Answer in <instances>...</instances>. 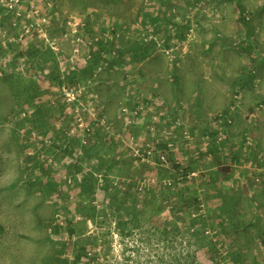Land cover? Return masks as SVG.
Here are the masks:
<instances>
[{
  "label": "rangeland",
  "instance_id": "rangeland-1",
  "mask_svg": "<svg viewBox=\"0 0 264 264\" xmlns=\"http://www.w3.org/2000/svg\"><path fill=\"white\" fill-rule=\"evenodd\" d=\"M54 3L49 7L42 2L47 18L43 28L47 30L49 41H43L36 28H24V22L14 25V15L0 8V22L4 20L3 28L7 31L6 35L0 33V68L14 69L13 74L7 77L0 69V264H51L49 260L55 255L57 241L67 244L61 254L72 256L73 240L68 244L65 239L69 236V221H82V215L75 214V205L88 199L81 196L79 178L82 173H75V165L87 171L86 163L89 162L83 153L79 154V150L84 152L100 142L113 147L111 156L119 160L131 157L127 143L105 134L95 121L97 113L93 111L91 114L90 110L96 105L121 130L124 127L122 107L133 104L136 97L148 96L150 91H145L149 88L145 82L150 83L147 78L141 83L145 72H140L133 62L134 54L139 51L133 35L135 29H139L138 23L145 26L149 22L152 10L162 6L171 9L170 4H174L176 13L180 14V21L184 22L183 16L186 20L191 19L197 38L201 33L199 40H192L194 46L183 57L180 78L174 83L178 89L184 87L186 93L197 94L202 104L195 107L190 95L182 96L188 105L184 112L189 118L183 121L190 130L195 126L202 131V136L197 138L199 144L213 135H222L225 142H230L226 150L223 144V150L217 152L225 160L206 159L191 182L178 184L179 190L188 194L189 190L196 188L200 192L205 205L196 216L208 219L206 235L220 242L223 262L264 264V250L259 238V234L264 233V192L260 189L263 182L256 183L258 189L253 192L246 187L249 180L245 176L251 170L250 163L251 166L259 164L261 168L263 165L257 159L250 162L247 157H242L237 163L232 161L234 152H243L248 147L246 143L241 145L244 142L242 116L244 118L248 109L243 108V99H231V90L237 87L253 90L241 77L246 57L249 60L252 57L250 50L246 53L243 45L234 47L232 41L236 37L248 38L250 44L255 41L253 49H256L258 58L264 60V0H54ZM241 5L251 16V20H245L246 23L240 18ZM68 20L83 22L79 27L80 32L83 30L82 39L78 40L79 36L74 35ZM214 29L232 35H227V39L220 42L214 37ZM247 34L254 38L251 40ZM95 38L101 42L92 49L87 44ZM76 47L79 53L75 55ZM95 50H100L101 59L102 54L111 56L113 50L116 54L107 61H101L93 76L86 72L77 73L74 76L80 78L78 83L65 80L58 85L48 77L47 74L57 72V65L66 72L85 68L90 63L85 58ZM165 53L170 58L177 56L175 50ZM71 57H74L73 61ZM165 58L171 66L170 59ZM149 59L154 60L155 57ZM17 72L22 75H17L18 79L14 74ZM63 86L78 89L74 94L77 100L68 101L62 91ZM233 104L237 105L233 110L235 117L239 115L237 120L232 118L229 125L215 126L216 132H210L212 127L208 120L214 123L213 116ZM39 110H43V116L37 114ZM144 127L140 125L136 131L143 133ZM73 139L79 140L76 155L74 152L65 154V145L69 142L70 149L75 148L71 146ZM181 152L188 154L184 149ZM93 161L95 167L99 165L98 159ZM231 165L236 177L231 181L222 180V175L220 179H210L206 172L209 167L217 170ZM141 172L154 173L160 178L163 174L158 166H149ZM101 174L96 177L98 190L91 205L98 208L107 202V194L102 188L110 184V177L106 180V176ZM211 174L214 175L213 171ZM121 177L128 178L114 175L111 184L115 185L116 178ZM69 178L71 182H68ZM51 180L57 185V191L49 190ZM204 185L207 186L204 188ZM164 202L170 208V204L166 200ZM168 213L166 209L160 219L168 217ZM87 219V225H83L88 227L89 234L101 235L104 227ZM111 229V245L102 248V263L138 264L142 260L159 261L164 255L168 258L175 254L184 256L182 264H188V255L193 250L184 241L180 244L179 239L166 246H158L154 236L151 240L141 235L135 241L130 238L123 241L115 224ZM214 230L217 237L212 235ZM234 253H237L235 257ZM206 263L213 264L211 260Z\"/></svg>",
  "mask_w": 264,
  "mask_h": 264
},
{
  "label": "trees",
  "instance_id": "trees-1",
  "mask_svg": "<svg viewBox=\"0 0 264 264\" xmlns=\"http://www.w3.org/2000/svg\"><path fill=\"white\" fill-rule=\"evenodd\" d=\"M240 11V18L246 23L243 16L246 10L243 5L240 6ZM250 47L251 46H248L247 48L249 49ZM247 48L244 49L248 50ZM124 52L126 53V49H124ZM92 53V58L89 60L90 63L89 65L87 64L85 68L72 70L70 72L64 71L61 73L57 66V72H54V74H47L48 77L57 84H62L65 80L71 83H78V79L80 78L74 76L77 73L86 72L90 76H93L102 59L100 50H95ZM49 59L52 58H48V60ZM18 76L16 79L19 78ZM94 102L97 103L95 98ZM42 112L43 110H39L37 114L43 116ZM232 112L233 110H231V113ZM100 114L106 117L103 111H100ZM227 117L231 118L229 115H223L225 120ZM34 119V124H36V117H34ZM176 119L177 118H174V120ZM37 124L40 125L39 121ZM191 131L195 133V129H192ZM244 141H246V139H244ZM224 142L222 144H224ZM78 144V139H73L71 144V146L76 149H70V142L69 145L66 144L64 149V152H66L65 154L69 155L74 152L76 155V151L79 147ZM215 144L214 141L213 145L209 147L207 151L215 152L216 149H213ZM161 147L165 146L161 145ZM112 151L113 147L110 148L100 142L99 144H94L91 148H87L86 151H82L83 157L89 160V162L86 163L89 170L85 171L82 167L75 165V173H82L81 179L79 180V187L81 188L80 190L82 193L81 196L84 198L87 197L88 199L82 204L75 205V214L82 215L83 219L80 222L69 221V236L65 239H67L66 242L68 241V244L73 240L72 256H69L68 254L66 255V253L61 254L63 249L67 247V244L64 243V241H57L55 255L49 260L51 264H109V262L102 263V248L104 247L106 249L109 244L111 245V227L114 224L116 232L122 237L123 241L127 238L135 241V239L141 235L146 236L151 240L152 236H154L158 246H166L168 244L173 245L174 242L179 239L180 244L184 241L188 248L192 247L193 249L192 253L188 255L190 256L188 257V264H207V260H211L213 264H226L223 262L224 258H221L220 242H215L206 235L207 227L209 226L208 219L205 218L206 216H201L200 218H197L196 216L197 212H201V204L203 202L198 189L195 188L191 191L189 190V193L186 194L179 190V186L176 184L174 185V188H166L162 186L159 188L153 187L142 193L138 189L137 179L135 180L134 178L141 177L143 173L141 171L145 170L150 165L142 164L141 160H137L132 156L128 159L124 158V160H119L120 158L118 159L114 155H112L113 157L111 156V153H113ZM200 154L199 159L190 160L191 163L184 175H186L187 172L194 170L198 171L199 166L206 159L204 157L207 153L204 152ZM94 158L99 161V165H96V167L93 164L95 162H92V159ZM169 158L171 161L175 162L174 165L176 167H180V164L176 163L177 159L172 151L169 153ZM228 167L230 166L214 170V175L211 174L209 177L220 179V176L222 175V180H230V170ZM159 170L163 173L161 178L170 176V174L166 173L161 166H159ZM258 172L259 173H256L251 179L252 186L256 183L264 182V173H261L260 171ZM99 173H103L106 176V180L110 177V184L102 188L103 191L105 190L108 199L102 208H98L96 205L91 206L93 205L95 194L98 190L96 186V177ZM114 175H125L128 176L130 180L124 181L121 177V181H119L120 183L113 185L111 184V177ZM172 177H174V175ZM181 181L182 183L191 182L186 176ZM210 182L211 181L208 183ZM56 186L57 185L54 181L51 180L48 188L49 190L53 189V191H57V188H55ZM206 186L204 185L203 187L205 188ZM154 190L158 191L155 192ZM158 193H160L161 196ZM172 198L174 199L172 200ZM165 200L170 204V208L167 207V204L164 202ZM166 209L169 210V216L162 220L160 219V216L166 212ZM87 218L91 219L96 225L104 227L101 235L89 234L88 227L83 225H87ZM56 231H59L58 227H56ZM259 238L264 250V233L259 234ZM140 249H138V255L141 256L142 249ZM236 254L234 253L233 256L235 257ZM238 257H240V254H238ZM183 258L184 256L180 255V257H177L175 254L169 255L168 258L164 255L162 260H142L138 264H182Z\"/></svg>",
  "mask_w": 264,
  "mask_h": 264
},
{
  "label": "crops",
  "instance_id": "crops-1",
  "mask_svg": "<svg viewBox=\"0 0 264 264\" xmlns=\"http://www.w3.org/2000/svg\"><path fill=\"white\" fill-rule=\"evenodd\" d=\"M170 6H172L171 9H168L162 6V8H156L152 10L153 12L152 17L150 18L149 22L145 24V26H141L139 23L137 24V27L139 29H135L133 39H134V43H136V45L140 48L138 47L136 48V50L139 49V51L138 53L134 54L135 58L133 62L140 72H142L143 70L145 72V75L141 83L145 82L144 78H147V82L150 83V84H147L145 82V85L149 87L148 89L145 88V91H150L149 94L147 95L157 96L163 99L166 103H168L170 107L169 113H170L171 118L173 119L181 118L183 120H186V119L189 120V118L186 117L187 113L184 112L187 109L188 105L185 103V101L182 100L183 99L182 96L190 95L191 102H193V105L198 108L201 102L199 98L197 97V94L193 95L191 93L190 94L186 93L184 91V87L182 90L178 89L175 87L174 83L180 78L178 77V75H179V71L182 68L181 61L183 57H185L186 54L190 51V48L194 46V42L192 43V40H199L201 33H198V38H197V35L193 32V28L191 27V19L188 18L186 20L185 16H183L182 19L184 20L185 23L183 21H180L181 16L180 14L176 13L174 4H170ZM245 10L247 9L245 8ZM3 23H4V20H1L0 33L6 35L7 31L5 28H3ZM249 24H252V23H249ZM249 26L250 25H248V27ZM238 30L239 29H237V31ZM214 31L216 32V34H214V37L217 38L218 39L217 41H220V42L222 40H226L227 35H232V34H227L226 32L217 31L216 29H214ZM235 33L236 31H234V34ZM246 36L249 37L248 34ZM249 38L251 39L254 37L250 36ZM251 42L252 43L249 44V46H251L249 49L247 48L248 47L247 45L243 46L244 52L249 53V51H247L244 48H247L248 50H250L253 47H255L256 42L255 41L254 42L251 41ZM197 44H198V41H197ZM160 50L161 51L163 50V51L161 52ZM171 50H175V53L177 55L175 58L173 57L170 58V56L165 53L167 52L169 54ZM148 51L150 52L147 54V57H145ZM250 55H249V57H251L250 60L248 57H246L247 61H246V65L242 67L243 72L241 74V77L245 78V81L243 82L249 85V87H252L253 90L252 91H249L248 89L241 90L240 87H237L236 89L231 90V95H232L231 99L234 100L236 95H240L241 97L240 96L239 97L243 99L242 101L243 108L247 107L248 112L246 115H244V118L242 116V119L244 121L243 123L244 129H243L242 137L244 140L246 139L247 135H252L254 143L252 144V146H248L243 152L241 151L234 152L232 156V161L237 163L239 160H241L242 157H247V159L250 162H253V160L255 159L260 160V162H262L260 163L261 166L263 165L262 168L259 166V164H254L253 166H251L252 164L250 163L249 167H251V170L248 173V175H245L249 180V183L247 182L246 187L250 191L254 192L256 191V189H258V186L257 184L252 186L251 179L256 173L257 174L259 173L258 171H260L261 173H264V105L263 107L259 108V104L264 103V60H261L260 58H258L256 49L250 50ZM152 56L155 57L154 60L149 59ZM165 56L170 59L171 66H170V63L168 62V59H166ZM56 59H57V54H56ZM163 59L165 60L166 64L164 63ZM57 66L60 72L61 71L64 72L62 67H59V65ZM0 69H2L4 73H6L5 74L6 77L7 75L13 74L12 71H14V69L7 71L6 68L4 67ZM14 74H16L17 76L19 75V72L14 73ZM20 75L19 77L22 76ZM169 76L171 77L170 79H169ZM234 80L236 81V79ZM169 82H171L172 84H170ZM53 83L57 84L54 81ZM148 96H145V97H148ZM233 100L231 101V103L233 102ZM229 107L230 105H228L227 108L221 111L222 112L226 111L227 112V113L225 112L226 115L231 116V119L233 118L237 120L239 115L237 114L235 117L234 112L231 113V110ZM212 119L216 125L210 120H208L210 126L212 127L210 132H216V130L214 129L215 126L218 127L223 124L229 125V123L226 122L223 116H219V115L213 116ZM194 129L197 130L195 131L197 133L196 134L197 137L195 138V141H194L195 147L196 149L201 150L202 151L201 153H204V152L207 153V155L204 158L206 159L210 158L212 160L216 159V161H221V160L226 159L223 156L218 155L217 152H219V150L220 151L223 150V148L221 149L220 146H218L217 144H215L213 148V149H216L215 152H208L207 150L209 148L205 147V143L199 144L197 141V138H198V135H201L202 131L198 127L196 128L195 126H194ZM206 133H209V132L207 131ZM213 136H217V135H213ZM243 143H246V141L244 142L242 141V144H241L242 146H243ZM229 144L230 142H228L227 140L226 142H224V145H225L224 150L227 149L226 145H229ZM180 148L184 149L186 152H188V154L182 153ZM173 154L177 160H185L186 158L189 159L191 155L190 149L187 148L183 143H179V144L177 143L176 148L173 149ZM233 167L234 166L232 165L228 167L230 170L229 172L230 180H225L226 182L233 180V178L235 177V170ZM235 167L238 168L237 165ZM254 170H258V171H254ZM212 171H214L213 167L207 168L206 172H208V176H210V173ZM231 185H232V188H235L234 183H231ZM260 186H261L260 187L261 191L264 192V182L261 183Z\"/></svg>",
  "mask_w": 264,
  "mask_h": 264
},
{
  "label": "built area",
  "instance_id": "built-area-1",
  "mask_svg": "<svg viewBox=\"0 0 264 264\" xmlns=\"http://www.w3.org/2000/svg\"><path fill=\"white\" fill-rule=\"evenodd\" d=\"M42 2H44L49 7H53L55 4L54 0H0V7H3L14 15V25L24 22V28H27V30L29 27L36 28L37 32L39 33V37L42 38L43 41H49L47 30H44L43 28V24L47 22V18L44 15L42 9ZM57 17H59V14H57ZM244 19L246 21L251 20V16L248 14V12L244 14ZM67 23L70 25L74 35L79 36L77 39H82L81 35H83V30L80 32L79 27L83 22H73L72 20H68ZM117 36H119V33H117ZM99 42H101L99 41V38H95L87 45L91 46L92 49H96V44ZM249 44L250 40L248 38L236 37L232 41V45L234 47H239L240 45L245 46ZM53 48L57 50L56 47ZM74 50L75 55L79 53L78 47H76ZM115 54L116 51L113 50L112 55ZM102 55V61H107L112 56H108L106 54ZM91 58L92 53L85 59L90 60ZM73 60L74 57H71V61ZM62 91L67 97L68 101L77 100V97H75L74 94L78 92V89L73 87L66 88L63 86ZM235 99L239 101V95H236ZM263 105L264 103L259 104V108L263 107ZM236 107L237 105L233 104L230 110H235ZM93 111L97 113L95 121L97 122V125L100 127V129L103 130L109 137L114 136L117 139L124 140L127 143V147L133 158L141 160L142 164L158 167L161 166L166 173L170 174L168 177L160 178L154 173H144L141 177L134 178L135 180L137 179L138 189L141 192L160 186L174 188V185L182 183L181 180L184 179L185 176L187 179L191 180L193 176L198 174V171L194 170L187 172V174L184 175L191 163L190 160H197L200 157L201 150L196 149L194 144L197 133H193L185 124L183 119H172L169 114V105L163 99L157 96L136 97L133 100V104L122 107L121 117L123 118L124 127L121 130L116 128L112 120L102 116L100 114L101 110L95 105L91 108L90 113L94 114ZM216 115L223 116L226 115V113L220 112ZM226 122L231 123L232 119L227 117ZM140 125L145 126L143 133L136 131ZM89 129L90 128H88V130ZM214 141L222 149V143L224 142L222 135L208 138V140L204 142L205 147H211ZM177 143H183L187 148L190 149L191 153L189 159L186 158L185 160L176 161L177 164H180V167H176L174 165L175 162L171 161L169 158L170 151L173 152V149L176 148ZM253 143V136L247 135L246 144L252 145ZM161 145L165 147H161ZM82 151L83 150H79V154H81ZM86 170H89L87 165ZM171 174L172 176L174 175V177H172ZM99 175L102 176L101 173H99ZM80 179L81 176L79 180ZM116 180L121 181L120 178H116ZM123 180L128 181L130 178H123ZM71 181L72 179L69 178L68 182ZM118 181H116L115 184H117ZM204 205L205 204L203 203L201 204V211L204 210ZM212 235L217 237V231L214 230Z\"/></svg>",
  "mask_w": 264,
  "mask_h": 264
}]
</instances>
